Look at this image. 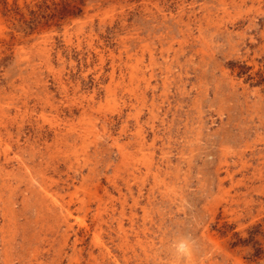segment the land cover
<instances>
[{"label":"rangeland","instance_id":"obj_1","mask_svg":"<svg viewBox=\"0 0 264 264\" xmlns=\"http://www.w3.org/2000/svg\"><path fill=\"white\" fill-rule=\"evenodd\" d=\"M0 104V264H264V0H0Z\"/></svg>","mask_w":264,"mask_h":264},{"label":"bare ground","instance_id":"obj_2","mask_svg":"<svg viewBox=\"0 0 264 264\" xmlns=\"http://www.w3.org/2000/svg\"><path fill=\"white\" fill-rule=\"evenodd\" d=\"M225 3H226V2H225ZM80 4H81V3H80ZM222 5H223V4H222ZM149 8H150V7H149ZM223 10H224V9H223ZM87 16H88V15H87ZM197 19H198V18H197ZM63 26H64V25H63ZM204 27H205V26H204ZM197 28H198V27H197ZM126 36H127V35H126ZM45 40H46V39H45ZM17 41H18V40H17ZM170 42H171V41H170ZM180 42H181V41H180ZM199 42H200V41H199ZM44 45H45V44H44ZM15 46H16V45H15ZM110 53H111V52H110ZM154 53H155V52H154ZM45 56H46V55H45ZM112 56H113V55H112ZM43 57H44V56H43ZM118 57H119V55H118ZM139 58H140V57H139ZM45 61H46V60H45ZM139 61H140V60H139ZM145 68H146V67H145ZM140 70H141V69H140ZM176 72H177V71H176ZM32 73H33V72H32ZM14 80H15V79H14ZM142 80H143V79H142ZM107 82H108V81H107ZM199 84H200V83H199ZM135 87H136V86H135ZM131 93H132V92H131ZM24 101H25V100H24ZM27 103H28V102H27ZM1 106H2V105L0 104V108H2ZM31 106H33V105H31ZM25 108H26V107H25ZM30 108H31V107H30ZM67 108H68V107H67ZM69 109H70V108H69ZM55 111L57 112V110H55ZM30 112H31V111H30ZM56 112H55V113H56ZM90 112H91V111H90ZM29 114H30V113H29ZM31 115H32V114H31ZM80 116H81V115H80ZM70 120H71V119H70ZM86 120H87V119H86ZM262 120H264V119H262ZM58 122H59V121H58ZM62 123H63V122H62ZM71 123H72V122H71ZM56 124H57V123H56ZM58 125H59V124H58ZM76 125H78V124H76ZM88 125H89V124H88ZM2 126H3V125H2ZM54 126H55V125H54ZM80 126H81V125H80ZM91 126L94 127V124H92ZM78 127H79V125H78ZM92 127H91V128H92ZM52 128H53V127H52ZM70 128H71V127H70ZM75 128H76V127H75ZM80 128H81V127H80ZM94 128H95V127H94ZM139 128H140V127H139ZM56 129H57V128H56ZM48 130H49V129H48ZM48 130H47V131H48ZM70 130H71V129H70ZM59 131H60V130H59ZM54 132H55V131H54ZM89 132H90V131H89ZM57 133H58V132H57ZM71 133H72V132H71ZM71 133H70V134H71ZM76 133H77V132H76ZM66 134H67V133H66ZM78 134H79V133H78ZM81 134H82V133H81ZM56 135H57V134H56ZM59 135H60V133H59ZM61 135H62V134H61ZM63 135H64V134H63ZM57 136H58V135H57ZM140 136H141V134H140ZM83 137H84V136H83ZM10 138H11V137H10ZM53 138H54V137H53ZM70 138H71V137H70ZM76 138H77V137H76ZM4 139H5V138H4ZM56 139H57V138H56ZM64 139H65V138H64ZM213 139H214V138H213ZM7 140H8V139H7ZM10 140H11V139H10ZM1 142H2V140L0 139V144H1ZM14 142H15V141H14ZM14 142H13V143H14ZM55 142H56V141H55ZM71 142H72V141H71ZM4 143H5V147H6L7 149H9V147H10L11 145L8 144L7 142H4ZM72 143H73V142H72ZM142 143H143V142H142ZM116 145H117V148H118V150H119V152H120V155H121V158H120V159H121L122 161L125 160V158H126L127 155H128V154H126V153H127V150L125 151L124 146L121 145V144H116ZM13 146H14V145H13ZM49 146H50V145H49ZM140 146H141V145H140ZM60 147H61V146H60ZM66 147H67V146H66ZM4 149H5V148H4ZM4 149H2V150H4ZM7 149H6V150H7ZM142 150H143V149H142ZM4 151H5V150H4ZM148 153H149V152H148ZM223 154H224V153H223ZM224 157H225V156H224ZM3 159H4V158H3ZM23 159H24V158H23ZM142 159H143V158H142ZM144 160H145V159H144ZM127 162H128V161H127ZM127 162H126V163H127ZM261 162H262V161H261ZM42 163H43V162H42ZM42 163H41V164H42ZM126 163H125V164H126ZM222 163H223V162H222ZM46 164H47V162H46ZM43 165H44V164H43ZM146 165H147L146 167L149 168V166H150V162H148ZM45 166H46V165H45ZM19 167H20V166H19ZM46 167H47V166H46ZM21 168H22V167H21ZM32 168L34 169V167H32ZM43 168H44V167H43ZM241 168H242V167H241ZM44 169H45V168H44ZM52 169H53V168H52ZM23 170H24V169H23ZM45 170H46V169H45ZM45 170H44V171H45ZM25 171H27V175H28V177H29V179H30V178L32 177V172H31L30 169H28V168H26ZM41 172H42V171H41ZM125 172H126V171H125ZM16 173H17V172H16ZM7 174H8V175H12V174H14V173H12V174H11V173H7ZM23 175H24V174H23ZM42 175H43V174H42ZM6 176H7V175H5V177L2 178V183H3V181L6 182V180H7V179H5ZM44 176H45V175H44ZM44 176H43V177H44ZM7 177H8V176H7ZM26 177H27V176H26ZM4 179H5V180H4ZM45 180H46V179H45ZM31 181H32V180H31ZM38 181H39V180H38ZM40 181H41V180H40ZM46 181H48V179H47ZM124 181H125V180H124ZM5 182H4V183H5ZM41 183H42V182H41ZM21 184H22V183H21ZM4 185H5V184H4ZM6 185H7V184H6ZM80 186H81V185H80ZM80 186H79V187H80ZM129 186H130V185H129ZM4 188H5V187H4ZM100 189H101V188H100ZM106 190H107V189H106ZM87 191H88V190H87ZM87 191H86V192H87ZM107 191H108V190H107ZM94 193H95V192H94ZM237 193H238V192H237ZM44 194H45V193H44ZM106 194H108V192H107ZM40 197H41V196H40ZM42 197H43V196H42ZM44 197H45V196H44ZM88 197H89V196H88ZM91 197H92V196H91ZM98 198H99V197H98ZM98 198H96V199L98 200ZM100 198H101V197H100ZM103 198H104V197H103ZM89 199H90V198H89ZM94 200H95V199H94ZM116 200H117V199H116ZM133 200H134V199H133ZM133 200H132V201H133ZM88 201H89V200H88ZM99 201H100V200H99ZM99 201H97V202H99ZM93 202H94V201H93ZM102 202H103V201H102ZM46 203H47V202H46ZM99 203H100V202H99ZM54 204H55V203H54ZM95 204H96V203H95ZM95 204H94V205H95ZM84 205H85V204H84ZM84 205H83V206H84ZM87 205H88V204H87ZM87 205H86V206H87ZM100 205H101V204H100ZM122 205H123V204H122ZM134 206H135V205H134ZM83 208H85V207H83ZM120 209H122V208H120ZM145 209H146V208H145ZM45 210H46V209H45ZM48 210H49V209H48ZM48 210H47V211H48ZM112 210H113V209H112ZM85 211H86V209H85ZM45 212H46V211H45ZM45 212H44V213H45ZM96 213H97V212H96ZM234 213H236V212H234ZM47 214H48V213H47ZM52 214H53V213H52ZM70 214H71V213H70ZM59 215H60V214H59ZM95 215H96V214H95ZM61 216H63V215H61ZM44 217H45V216H44ZM106 217H107V216H106ZM111 218H112V217H111ZM43 219H45V218H43ZM115 219H116V218H115ZM133 220H134V219H133ZM59 221H60V220H59ZM59 221H58V222H59ZM93 221H94V220H93ZM143 221H144V220H143ZM12 222H13V221H12ZM118 222H119V221H118ZM118 222H117V224H118ZM59 223H60V222H59ZM139 223H140V222H139ZM57 224H58V223H57ZM117 224H116V225H117ZM96 225H97V224H96ZM137 225H138V224H137ZM141 225H142V224H141ZM232 225H233V224H232ZM51 226H52V225H51ZM51 226H49V227H51ZM99 226H100V225H99ZM107 226H108V225H107ZM121 227H122V225H121ZM52 228H53V227H52ZM100 228H101V227H100ZM56 229H57V228H56ZM52 230H53V229H52ZM55 232H56V231H55ZM14 234H15V233H14ZM67 234H68V233H67ZM121 234H122V233H121ZM37 236H38V235H37ZM128 239H129V238H128ZM51 241H52V240H51ZM53 241H54V240H53ZM53 241H52V242H53ZM137 245H138V244H137ZM48 246H50V245H48ZM92 247H93V246H92ZM46 249H47V248H46ZM54 257H55V256H54ZM107 261H108V260H107ZM91 264H92V263H91Z\"/></svg>","mask_w":264,"mask_h":264},{"label":"clouds","instance_id":"obj_3","mask_svg":"<svg viewBox=\"0 0 264 264\" xmlns=\"http://www.w3.org/2000/svg\"><path fill=\"white\" fill-rule=\"evenodd\" d=\"M171 248L174 260L182 264L193 256L194 241L189 235H184L178 242L174 241Z\"/></svg>","mask_w":264,"mask_h":264}]
</instances>
